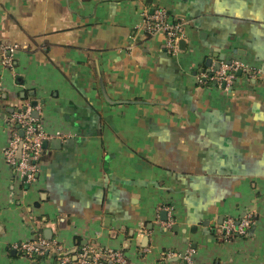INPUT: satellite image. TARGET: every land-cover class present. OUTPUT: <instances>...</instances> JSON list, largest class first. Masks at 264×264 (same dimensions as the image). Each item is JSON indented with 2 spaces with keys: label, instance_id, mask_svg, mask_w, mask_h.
Segmentation results:
<instances>
[{
  "label": "crops",
  "instance_id": "1",
  "mask_svg": "<svg viewBox=\"0 0 264 264\" xmlns=\"http://www.w3.org/2000/svg\"><path fill=\"white\" fill-rule=\"evenodd\" d=\"M159 8L182 24L175 55L145 31ZM0 44L16 45L0 64V264H77L85 247L264 264V0H0ZM228 62L246 70L227 89L198 83ZM28 105L46 138L25 182L3 152ZM247 214L244 237L220 239ZM37 238L50 246L26 257Z\"/></svg>",
  "mask_w": 264,
  "mask_h": 264
},
{
  "label": "built area",
  "instance_id": "2",
  "mask_svg": "<svg viewBox=\"0 0 264 264\" xmlns=\"http://www.w3.org/2000/svg\"><path fill=\"white\" fill-rule=\"evenodd\" d=\"M144 28L148 35L162 33L165 36L164 49L167 53L175 55L178 52L179 41L184 37L183 27L179 21L169 20L164 9L159 8L150 15L145 14ZM15 49L16 45L0 44V64L2 66H11L12 53ZM240 69L246 70V67L238 62L222 64L218 70L209 69L207 72L200 73L197 76V81L202 85L213 83L218 88L227 89L235 80L234 74ZM37 110V107L32 108L28 105L13 114V125L18 126L21 135L13 130L10 124L11 137L3 152L6 166L25 182L32 181L38 171L42 153L41 144L46 138L38 119L33 116V112ZM252 223L253 218L250 214L244 215L238 221L228 217L221 225V236L225 241L234 237H244ZM49 246L48 242L37 238L35 241L21 245L20 249L26 257L31 258L34 255H42L44 249ZM102 256L104 260H101L98 254H95L90 248L85 247L78 253L77 261L79 264H124L125 262L123 256L117 251L106 250ZM183 259L186 264H192L188 255H184Z\"/></svg>",
  "mask_w": 264,
  "mask_h": 264
},
{
  "label": "water",
  "instance_id": "3",
  "mask_svg": "<svg viewBox=\"0 0 264 264\" xmlns=\"http://www.w3.org/2000/svg\"><path fill=\"white\" fill-rule=\"evenodd\" d=\"M183 42H184L183 40H180V41H179V44H180V45H181V44L183 45V44H184ZM219 58H220V60H219L220 62L223 61V57L220 56ZM228 63H229V62H228ZM206 65H209V63L207 62ZM219 66H220V63H217V64L215 65V68H214V69H215V70H218V69H219ZM238 74H239V73H238ZM33 116H34L35 118H37V113H36V112H33Z\"/></svg>",
  "mask_w": 264,
  "mask_h": 264
},
{
  "label": "trees",
  "instance_id": "4",
  "mask_svg": "<svg viewBox=\"0 0 264 264\" xmlns=\"http://www.w3.org/2000/svg\"><path fill=\"white\" fill-rule=\"evenodd\" d=\"M234 75H235V77H236V73H235ZM210 85H214V84H213V83H209V85H205V86H210ZM203 86H204V85H203ZM215 86H216V85H215ZM220 239L223 240L222 236H220ZM100 259L102 260V259H104V257H103V258H100ZM77 264H79L78 261H77Z\"/></svg>",
  "mask_w": 264,
  "mask_h": 264
}]
</instances>
